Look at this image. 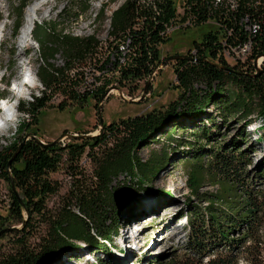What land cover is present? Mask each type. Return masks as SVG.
Masks as SVG:
<instances>
[{
  "label": "trees",
  "instance_id": "trees-1",
  "mask_svg": "<svg viewBox=\"0 0 264 264\" xmlns=\"http://www.w3.org/2000/svg\"><path fill=\"white\" fill-rule=\"evenodd\" d=\"M9 1L13 17L11 36L14 38L22 26L23 13L30 0ZM90 8L89 0H69V4L57 13L59 20L34 21L31 36L37 45L40 60L36 75L43 88L37 90L41 93L39 96L32 93L31 101L20 100L18 111L27 112L31 117L20 124V129L36 123L40 109L49 106L56 95L60 98L57 104L60 109L74 101L82 105L88 96L101 101L106 91V80L95 89L75 90L79 82L78 74L75 72L70 76L68 71H79L97 61L101 53L99 47L107 46L111 39L114 47L121 42L128 45L126 63L120 70L118 83L145 79L158 65V45L166 42L167 29L178 16L174 0H151L149 3L124 0L109 17H105L104 6L94 16V20L100 22L109 19V38L105 42L95 34L73 35L61 26L64 16H72L71 22H76ZM207 9L192 7L194 22L201 24L208 18H215L220 28L218 31H207L203 41L194 44L190 57L176 61L174 72L178 83L175 86L186 90L166 111H152L121 119L118 123L104 124L100 134L74 139V142L66 144L48 146L28 138L10 164L9 160L26 135L8 146L0 143V178L9 186L8 213H0L1 234L16 232L17 229L3 231L7 228L6 221L11 219L22 224L24 212L28 213L20 233L14 236V250L0 256V264H45L57 250H68L77 240L108 252L105 242L112 243L118 234L121 224L117 210L122 199L126 198V191L114 185L115 179L125 175L134 180L137 191L145 189L167 153L154 157L150 155L143 160L137 150L139 146L148 147V140L152 141L153 133L162 130L167 117H196L210 102L223 120L235 116L242 121V133L231 143L230 153L226 147H216L209 155L208 163H204L207 153L197 149L190 159L183 158L181 161L186 166L191 192L207 200V204L200 207L188 199L190 203L185 212L188 243L199 253L200 259H186L179 264H261L260 258L264 254V170L258 174L256 184L250 185L247 170L250 143L246 141L245 128L264 117V65L255 75L249 61L233 65L227 63L218 56V49L221 48L218 39L219 34L230 30L234 36L229 37V41H245L247 34L239 28L238 22L247 15L258 26L256 33L251 35L252 56L264 54V0H238V8L229 15H222L220 11L210 13ZM56 54H60L62 65L54 63ZM215 60L225 67L214 64ZM195 82L205 86L193 89ZM176 128L174 123L165 132L169 142H173ZM209 131L204 125L192 134L197 139L206 138L208 136L204 134ZM112 133L123 135L109 141V145L108 135ZM103 142L105 147L95 153L94 148ZM242 144L247 147L243 148ZM83 155L90 156L94 162V183L85 187L77 184L70 189V200L76 209H71L69 203L53 215L47 237L42 239L36 252L31 251L23 239V232L29 227L33 214L46 215V198L58 189L56 182L50 179V173L62 165V160L75 163ZM205 174L218 185V189L214 193L200 195L199 184ZM137 216V212H132L129 218L139 221ZM218 247L225 251L216 253L203 263L201 257L209 249Z\"/></svg>",
  "mask_w": 264,
  "mask_h": 264
},
{
  "label": "rangeland",
  "instance_id": "rangeland-1",
  "mask_svg": "<svg viewBox=\"0 0 264 264\" xmlns=\"http://www.w3.org/2000/svg\"><path fill=\"white\" fill-rule=\"evenodd\" d=\"M35 1L42 2V5L41 9L37 10L34 21L59 20L57 13L69 4V0H30L28 5ZM123 1L89 0L91 5L89 12L78 17L76 22H71L74 17L64 16L63 21L61 20V26L74 35L95 34L100 41H105L109 38V19L105 18L100 22L97 19L94 20V16L104 6L105 17H109ZM0 13L4 20L3 29L0 30V71L4 72V75H0V97L11 100L17 96L11 88L12 83L20 82L27 72L36 75L40 60L37 45L31 34L22 39L20 28L14 38L11 36L13 17L10 13L9 0H0ZM187 20V13L180 11L176 20L168 27L166 42L158 45V64L173 55L191 56L194 44L201 43L204 34L216 28L212 21L186 25ZM54 63L57 64L59 61L56 60ZM175 63V61L168 62L166 67L153 76L146 95L140 100L130 102L121 99L119 95L110 94L101 103L100 116L98 115L100 101L97 102V99L92 96H88L82 105L74 101L67 103L63 109H60L57 106L60 98L56 95L49 102V106L40 109L36 123H32L23 129H20L19 125L12 139L7 136H0V143L2 146H8L27 134H32L44 142H51L64 133L92 135L98 128L100 117L103 123L108 125L111 122L118 123L121 119L134 115L165 111L184 92L182 87H175ZM146 81L147 79L126 80L121 83L117 81L113 83V86L120 89L128 98L138 99L143 94ZM196 85L193 86V89L205 86L200 82H197ZM39 89L41 88L33 89L31 94ZM21 101L25 100L21 99ZM174 123L177 125L173 133L174 140L169 142L166 136L168 133L165 132L169 131ZM204 125L210 130L209 133L204 134L208 137L195 138L192 134L193 131L201 130ZM161 131L153 133V140H148V147L141 144L137 149L143 160L150 155L154 157L158 154L167 153L158 171L151 177L149 185L145 189L137 191L134 180H130L125 175H120L113 182L119 189L126 191V198L122 199L117 210V217H119L121 224L118 234L112 243L111 241L105 242L109 253L105 249H94L90 244L77 240L74 242L75 245L68 250H57L45 264H179L186 259H200L199 253L188 243V225L185 212L188 203H190L188 199L200 207L206 205L207 200L201 199V196H196L191 192L186 166L181 161L183 158L190 159L197 149L207 153L204 156V163H208L209 155L215 151L216 147H226L230 153L231 143L242 133V121L235 116H228L223 120L220 112L210 102L205 106L204 112L196 117L170 118ZM122 135V133L109 134L108 144L110 145L109 141ZM245 137L246 141L250 143L248 152L250 163L247 166L248 182L254 186L259 179L258 174L264 170V128L250 131L246 126ZM63 141L66 143L74 142L66 137L63 138ZM60 142L59 144L62 143ZM189 142L190 144H188ZM104 147V142L97 145L94 148L95 153H99ZM242 147L246 148L247 146L242 144ZM62 161V165L49 175L50 179L56 182L58 189L46 198V215L33 214L29 227L23 232L26 245L34 252L40 248L42 239L47 237L51 217H54L53 215H56L69 203H71V209H76L74 202L70 200V189L77 184H82L85 187L95 181L93 177L94 162L90 156L83 155L78 162L70 164L66 160ZM205 175L204 180L199 184L198 192L200 195L214 193L218 189V185L207 178V174ZM8 195V183L0 178L1 215L8 213ZM132 212H137V218L141 221L135 222L140 223V226L144 225L140 231L136 232L135 241L132 240L134 248L124 239V232H131L133 223L129 217ZM148 215L151 216L146 218ZM20 225L11 219L6 221L5 227H17L18 229L16 232L0 234V256L10 254L14 250V236L20 233ZM142 231L143 234H141ZM262 241L264 242L263 239ZM127 246L131 247L129 252ZM221 251H225V249L219 247L209 249L201 257L202 262L205 263L208 258ZM260 259L261 264H264V254L261 255Z\"/></svg>",
  "mask_w": 264,
  "mask_h": 264
},
{
  "label": "built area",
  "instance_id": "built-area-1",
  "mask_svg": "<svg viewBox=\"0 0 264 264\" xmlns=\"http://www.w3.org/2000/svg\"><path fill=\"white\" fill-rule=\"evenodd\" d=\"M143 1L149 3L151 0ZM174 3H177V14L180 11H183V13H187L188 20L185 22L186 25L196 24L191 14L192 7L196 9L207 7V11H209L210 13L214 11H220L222 12V15L233 14L238 8V0H174ZM197 11L199 12V10ZM208 21H212L216 25V28L212 29V31L219 30L220 25L217 19L208 18L204 23ZM173 22L169 25V27L173 24ZM238 24L239 28H241L244 33L247 34V37H251V35H254L258 30L257 22H252L247 15L242 16L241 19H239ZM225 31L222 35L219 34L218 39V41L221 43V48L218 49V56L220 58L224 59L227 62L234 63H246L249 61L253 66L252 70H255V65L259 69L264 65V54L252 56L253 38L250 50H241L242 41H236V39H234L233 42L232 39L231 41H229L228 38L233 37L234 35H231L232 32L230 30ZM111 42L112 39L107 46L99 47V51L101 53L99 52L100 55L98 56L97 61L83 67L79 71H75L74 69L68 71L70 76H73L75 72H77L78 74L79 82L78 84H76L75 90L85 91L86 89H95L101 86L104 80L107 81V84L105 86L107 89L108 87L113 86L114 82H117L120 70L126 63L125 56L126 53H128V45L126 42H121L117 44V47H114L113 45H111ZM62 64L63 63L60 62L59 65ZM158 65L156 67H158ZM154 69L151 74L154 73ZM155 74L156 73H154L153 75ZM147 78L148 76L144 80H146Z\"/></svg>",
  "mask_w": 264,
  "mask_h": 264
},
{
  "label": "clouds",
  "instance_id": "clouds-1",
  "mask_svg": "<svg viewBox=\"0 0 264 264\" xmlns=\"http://www.w3.org/2000/svg\"><path fill=\"white\" fill-rule=\"evenodd\" d=\"M0 75H4V72L0 71ZM37 87L43 88L38 76L32 72H27L19 84L13 82L11 85L12 90L16 92V99L9 100L6 97H0V136H7L12 139L19 125L31 118L29 113L18 111L17 106L21 99L31 101L33 99L31 92ZM40 94L39 91L35 92L36 96ZM260 128H264V117L256 119L248 125L250 131Z\"/></svg>",
  "mask_w": 264,
  "mask_h": 264
},
{
  "label": "water",
  "instance_id": "water-1",
  "mask_svg": "<svg viewBox=\"0 0 264 264\" xmlns=\"http://www.w3.org/2000/svg\"><path fill=\"white\" fill-rule=\"evenodd\" d=\"M193 49H194V48H193ZM192 53H193V50H192ZM187 57H190V56H185V55H173V56L167 57L165 60H163V61L160 62V64L158 65V67H156V68L154 69V73H158L159 70H161L162 68L166 67V66L168 65V62H170V61H175V62H176V61H178V60L185 59V58H187ZM204 59H206V58H204ZM226 62H227V61H226ZM227 63H229V64H231V65L235 64L234 62H227ZM214 64H217L216 60H215ZM217 66L225 67V66H222V65H220V64H217ZM259 70H260V69H259L258 67H256V65H255V71H254L253 73H254L255 75H257V74L259 73ZM154 73H153V74H154ZM174 73H175V72H174ZM153 74H150V75L148 76L147 81H146V84L144 85V88H143V94H142V96H141L140 98H138V99H137V98H133V99H131V98L126 97V96L124 95V93H123L120 89H118L117 87H115V86H110V87H108V88L106 89V91H105V94H104L103 99L100 101V105H98V115L100 116V106H101V103H102L104 100L107 99V97L112 93L113 90H117V91H118V94H117V95H119L121 99H123V100H129L130 102H134V101H137V100H140L141 98H143V97L146 95V92H147V90H148V86H149L150 83H151V80L153 79V76H154ZM175 76H176V75H175ZM177 83H178V81H177V79H176V80H175V84L177 85ZM196 83H197V82H195V83L193 84V86H197ZM175 87H176V86H175ZM177 87H179V86H177ZM182 88H183V87H182ZM185 90H186V89L183 88V91H184V92H185ZM181 94H182V93H181ZM180 96H181V95H180ZM168 109H169V108H168ZM166 110H167V109H166ZM166 110H165V111H166ZM162 112H164V111H162ZM173 117H174V116L167 117L166 120H169L170 118H173ZM103 127H104V123H103V121H102V119H101V117H100L99 124H98V128L96 129V130H97V134H100V133L102 132ZM97 134H92V135H90V134L77 135V134H72V133H64L62 136L56 138L55 140H52L51 142H44V141L39 140L36 136H34V135H32V134H27L26 137H25V139H24V140L21 142V144L18 146L17 151L14 153L13 157L9 160V163H8V164H10V162L12 161V159L17 155L19 149L21 148V146L23 145V143L25 142V140L28 139V138L33 139V140H36V141H38V142H40V143H44V144H46V145H48V146H54V145L58 144V143L60 142V140L63 139V138H65V137H66V138H70V139L73 140V139H79V138H85V137H92V136H96ZM27 218H28V213L25 211V212H24V221H23V223L20 225V227H21L22 225L25 224ZM20 227H19V228H20ZM13 229H18V228H17V227H7V228H5L3 231H11V230H13ZM1 233H2V231L0 232V234H1Z\"/></svg>",
  "mask_w": 264,
  "mask_h": 264
},
{
  "label": "bare ground",
  "instance_id": "bare-ground-1",
  "mask_svg": "<svg viewBox=\"0 0 264 264\" xmlns=\"http://www.w3.org/2000/svg\"><path fill=\"white\" fill-rule=\"evenodd\" d=\"M41 5H42V2L35 1V2H33V3H31L30 5L27 6V8L25 10V13H24L23 23H22V26H21V37H22V39L23 38L25 39V38L29 37V35L31 34V30H32V26H33V23H34V20H35L36 12H37L38 9H41ZM3 26H4V20L2 19V21L0 22V30L3 29ZM71 34H73V33H71ZM102 42H105V41H102ZM251 46H252V38L248 37L247 39H245V41H242L241 50H250ZM55 58H56L55 61L56 60L59 61V63H57V65H59L60 62H62L60 54H56ZM263 63H264V56H263ZM254 71L255 70H253V72ZM111 94L117 95L118 91L117 90H113ZM124 95L127 97V95L125 93H124ZM15 98H17V96ZM92 134H97V130L95 132H93ZM62 144H66V142H64L62 140ZM150 216L151 215H148V216H146V218H149ZM133 224H134V226L131 227V232H128V231L124 232V236H125L124 239L126 240L125 242H127L132 248H134V244H133L132 240L135 241V235H137L136 232L140 231L144 227V225L140 226V223H138V222H134ZM132 231H133V233H132ZM141 234H143V231L141 232ZM130 246L126 247L128 252L131 250Z\"/></svg>",
  "mask_w": 264,
  "mask_h": 264
}]
</instances>
